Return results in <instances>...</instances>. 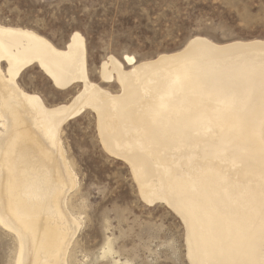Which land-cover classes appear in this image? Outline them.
<instances>
[{"label":"bare ground","instance_id":"6f19581e","mask_svg":"<svg viewBox=\"0 0 264 264\" xmlns=\"http://www.w3.org/2000/svg\"><path fill=\"white\" fill-rule=\"evenodd\" d=\"M3 26L8 31L0 32V54L28 60L31 68L40 69L41 62L54 55L44 44L47 41L61 53L57 63L69 83L77 75L87 78L85 39L69 55L32 29L0 21ZM218 47L210 60L189 64L180 83H176L175 68L191 56L183 48L139 61L141 67L124 81L119 76L113 80L109 71L107 86L116 85L119 92L107 86L93 92L89 85V102L97 128L102 124L105 129L108 151L104 145L102 149L132 173L127 159L131 156L145 189L161 199L174 198L192 206L198 232L206 221L195 214L193 202L220 201L213 221L220 258L234 260L243 259L248 246L260 241L264 40H236ZM41 100L37 104L0 83V220L23 234L25 261L51 264L64 248L69 228L56 214L55 201L47 198V192L58 186L61 202L70 206L67 196L78 188L79 175L68 158L62 133L54 143L49 136L50 129L66 117L53 113L42 96ZM145 114L152 119L145 121ZM132 176L140 193L137 177ZM226 179L252 194L254 211L246 200L239 205L220 200L218 192ZM157 204L161 203L147 205ZM73 212L77 218L73 235H77L83 226L82 212ZM11 236L14 259L21 241Z\"/></svg>","mask_w":264,"mask_h":264},{"label":"rangeland","instance_id":"374dc122","mask_svg":"<svg viewBox=\"0 0 264 264\" xmlns=\"http://www.w3.org/2000/svg\"><path fill=\"white\" fill-rule=\"evenodd\" d=\"M62 2L63 8L53 9L48 0H0V21L32 29L62 45L68 18L75 19L80 12L72 0ZM92 4L84 9L87 61L92 67L113 45L141 52L140 61L176 52L182 49L190 26L202 18L225 43L264 40V0H92ZM38 79L43 82L34 66L25 75L26 88L39 92ZM107 87L119 92L116 85ZM41 96L47 104L57 99L51 93ZM84 119L87 128L81 122L62 132L68 158L79 175L78 188L67 196L72 210L82 212L79 243L90 248L110 243L130 264L141 259L151 264L153 256L170 264L169 250L161 248L160 242L165 237L173 244L180 241L177 218L163 204L150 207L142 201L129 167L109 156L97 143L98 136L91 134L97 128L95 114L90 111ZM14 245L11 233L0 235V264H11ZM172 259L178 264V253Z\"/></svg>","mask_w":264,"mask_h":264},{"label":"snow or ice","instance_id":"6c2138e0","mask_svg":"<svg viewBox=\"0 0 264 264\" xmlns=\"http://www.w3.org/2000/svg\"><path fill=\"white\" fill-rule=\"evenodd\" d=\"M53 9L63 8L65 5L62 0H48ZM72 4L80 9L77 17L68 18L70 26L66 28L64 35V44L58 45L64 48L69 55L74 49H79L81 42L87 36V14L84 13L85 8L93 6L92 0H72ZM219 29L220 25H216ZM191 30L184 39L181 46L186 54H191L188 61L178 63L176 72V83H180L182 73L189 67V64H199L202 61L211 59V54L218 52V45L225 43L214 35L208 27L207 22L202 18L190 26ZM8 31L7 26L0 27V32ZM47 48L54 54L49 60L40 64V79L37 80L39 92L33 93L31 87L26 88L25 75L31 71V65L28 60L13 59L11 56L0 54V83L5 85L11 92L16 95H24L26 98L33 99L37 104L43 103L41 94L47 96L49 93L55 95L57 99L48 103L47 107L55 114L66 119H61L59 124L50 129L49 136L54 143L55 140L64 131V128L74 124L83 122L87 128L85 117L89 115L92 105L89 102V85L92 86L93 92H101L109 83V71L112 79L115 80L119 76L121 81L130 78L133 73L138 70L141 65L139 61L144 56L139 51L122 48L117 45L108 47L104 52L103 60L96 61L95 67L88 66L86 70L87 78L77 75L75 80L69 83L70 78L67 77L59 68L57 63L61 53L57 48H53L51 44L44 41ZM107 47V46H106ZM200 53V55H197ZM22 81H25L22 83ZM145 121H150L152 117L148 114L144 116ZM264 126V125H262ZM139 131V129H137ZM81 135L84 133L81 132ZM91 134L94 138L98 136L97 143L107 148V139L105 137V129L101 124L99 128L93 127ZM165 137L161 135L159 140L163 142ZM141 147H143L141 145ZM115 155V153H112ZM124 159V156L120 157ZM131 163L132 173L137 177V183L140 184V197L146 204L159 202L163 204L171 215H174L179 223L181 239L177 244H173L171 240L165 237L160 242V247L168 249V257L170 264H177L172 259L177 253L180 257L178 264H264V195L261 196L259 205V217L261 221L260 241L259 244H250L244 253L243 259H222V252L217 244L216 228L213 223L214 212L219 208L220 201H205L203 199L194 201L195 214L204 218L206 225L198 232L193 219L194 209L183 201L174 198L161 199L156 193L145 189L141 181H139L138 165L131 156L127 157ZM177 172L179 169L176 170ZM131 178V177H130ZM193 192L197 191L195 187L196 181L193 180ZM220 200L233 202L237 205L243 201H247L250 208L254 211L255 205L252 194L243 187L233 186L231 181L226 179L218 192ZM39 198V197H37ZM47 198L55 201L56 214L67 222L69 234L65 238L64 248L57 254V258L51 264H130L125 258V254L116 251L114 248L105 244L103 247L97 245L90 248L86 244L79 243V236L76 233L75 224L77 218L66 202H61L60 188L50 187L47 192ZM12 233L21 241L19 244V256L11 261V264H32V261L24 260L23 234L15 231L5 221L0 220V235ZM187 245V246H185ZM152 247V245H149ZM66 249L67 251H65ZM156 249H153L155 251ZM135 264H148L143 259L137 260ZM151 264H162L161 260L156 257L151 258Z\"/></svg>","mask_w":264,"mask_h":264}]
</instances>
